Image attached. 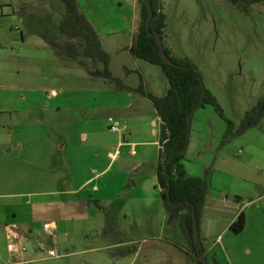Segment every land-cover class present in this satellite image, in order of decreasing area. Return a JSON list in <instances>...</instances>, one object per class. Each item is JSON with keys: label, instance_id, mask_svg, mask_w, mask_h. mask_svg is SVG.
<instances>
[{"label": "rangeland", "instance_id": "rangeland-1", "mask_svg": "<svg viewBox=\"0 0 264 264\" xmlns=\"http://www.w3.org/2000/svg\"><path fill=\"white\" fill-rule=\"evenodd\" d=\"M132 1L76 0L93 28H100L108 71L123 84L137 79L135 72L126 73L136 67L125 52L110 48L132 39ZM161 1L167 23L164 47L174 58L196 66L224 114L207 105L195 110L190 121L184 165L189 175L203 178L208 169H224L231 156L237 158L240 144L257 140L253 131L230 135L222 145L228 121L237 131L247 112L264 102V0L246 5L231 0ZM69 14L62 0H0V107L7 108L0 113V151L6 144L29 141V156L37 165L30 190L38 195L32 200L43 208L42 229L21 240L28 264H135V259L136 264H158L164 253L144 258L149 246L163 243L152 242V236L169 238L167 232L161 234L162 196L149 185L159 146L142 144L155 140L150 124L137 121L132 137L125 129L135 107L121 104L125 95L132 99L133 94L95 75L104 70L103 62L81 52L75 60L69 57L65 46L71 38L62 30ZM160 77L155 89H149L156 97L165 94ZM109 116L121 131L110 128ZM52 219L60 231L51 237L44 222ZM38 238L54 244L45 246ZM132 240L137 242L128 243ZM6 242L5 229L1 257ZM137 247L141 252L134 259L131 250ZM50 250L60 256L51 257Z\"/></svg>", "mask_w": 264, "mask_h": 264}, {"label": "crops", "instance_id": "crops-1", "mask_svg": "<svg viewBox=\"0 0 264 264\" xmlns=\"http://www.w3.org/2000/svg\"><path fill=\"white\" fill-rule=\"evenodd\" d=\"M132 7L135 9L134 20L131 21L132 39L129 43L110 49L115 53L125 52L129 59L133 60V65L136 67L127 70L126 73L130 75L135 72L138 76L137 79L131 84L124 85L134 89L143 86L147 92H150L149 89H155V79L161 76V82L165 86L162 90L163 95L169 88V82L161 68L136 57L131 52L135 43L139 18L137 17L139 14L138 0L132 1ZM97 28L99 36L102 37L100 28ZM103 48H105V44H103ZM105 49L107 50V48ZM129 93L133 94L132 99L125 95L121 106L135 107V110H133L132 116L127 118L125 129L129 131L132 137L135 136L136 126L134 125L137 121L142 124L144 122L146 125L150 124L149 132L154 133L155 140L153 142L143 141L142 144L155 143L159 146L160 118L153 102L141 93L137 94L136 91ZM151 93L153 94V92ZM5 109L7 108L0 107V113ZM253 131L256 132L253 136L257 137V140L240 144L241 148L235 153L237 158L231 156L229 158L231 163L228 166L225 165L224 169L221 167L220 169L214 168L211 172L210 189L199 220V235L204 251L203 255L197 256L192 251L187 229L180 218H170L162 198L159 208L160 214L164 218L161 234L167 232L169 238L152 236V242L161 240L160 242L163 241V243L160 245L153 243L149 246L144 260L151 259L154 253H164L166 258L161 256L157 258L158 264H196V261L203 259H206L208 264H222L223 260L230 264H264V126L252 128L245 134ZM5 148V150L0 151V234L3 235L6 225L13 224L18 230L24 231V238L30 239L33 232L42 229L40 217L43 208L32 200V197L38 195V192L35 193L30 190L31 184H35L30 180L35 178L34 172L37 165L35 160L29 156V141L16 145L6 144ZM15 150L16 153L11 155ZM158 161L155 166V173L149 180V185L161 195L162 188L158 184L157 177ZM93 179L94 177L88 181ZM43 193L39 192V194ZM154 194L156 195L155 192ZM241 214L245 217V227L241 232L235 233L231 229V225ZM49 223L55 226L54 233L60 231V224L55 219L44 222V228ZM37 240L48 247L54 244L45 242L43 238ZM136 242V240H132L128 243ZM9 244L6 242V248L3 249L4 256H0V264H28L30 259H27V252H12ZM139 249L140 247L131 250V253L135 251L134 259L140 255ZM136 262V259L133 260V263L136 264Z\"/></svg>", "mask_w": 264, "mask_h": 264}, {"label": "trees", "instance_id": "trees-1", "mask_svg": "<svg viewBox=\"0 0 264 264\" xmlns=\"http://www.w3.org/2000/svg\"><path fill=\"white\" fill-rule=\"evenodd\" d=\"M70 9L68 16L62 21L63 32L71 38L65 46L70 58H77L81 52L85 57L100 60L105 64L103 71L97 70V77H105L120 83L124 91H136L149 98L160 118L159 161L157 165L158 184L162 188L161 196L170 218H180L190 236L192 251L197 256L203 255V248L195 242L193 236V213L197 214L198 224L204 210L206 196L210 189L211 169H208L203 178L188 174L184 160L189 147V121L195 110L212 105L221 117L223 110L216 97L205 86L203 76L196 66L188 59H176L172 52L165 47L169 58L175 63L169 64L161 55L157 42V34L164 38L167 27L166 14L161 0H149L153 8V18L150 29L147 28L149 8L144 0H138L139 19L136 29L135 43L131 52L151 64L159 66L166 75L169 88L167 92L156 97L147 92L143 86L137 89L124 85L114 78L108 71L109 57L104 50L99 35L88 19L81 13L76 0H62ZM235 4L246 5L258 3L262 0H231ZM80 40L74 45V42ZM59 48L62 46L56 44ZM264 117V102L247 112L241 125L234 132L233 123L228 121V130L222 141L224 145L230 135L245 134L248 130L258 127ZM170 185V187H169ZM169 190V194H168ZM239 198V197H237ZM185 213H182L184 212ZM245 227V217L241 214L233 222L231 229L235 233ZM203 260L196 264H205Z\"/></svg>", "mask_w": 264, "mask_h": 264}, {"label": "built area", "instance_id": "built-area-1", "mask_svg": "<svg viewBox=\"0 0 264 264\" xmlns=\"http://www.w3.org/2000/svg\"><path fill=\"white\" fill-rule=\"evenodd\" d=\"M109 121L111 122L110 128L112 130L117 131V132L121 131V128L118 125L113 124L114 123L113 117H110ZM54 229H55V226L51 223L45 225V230L47 231V233L49 235H53ZM6 231L8 234V238L10 240V244H9L10 250L12 252H20V251L24 252V251H26L25 247H23V245L21 243L23 236L19 233L18 228L13 224H8V225H6ZM49 255L51 257H59L60 256V254L57 253L56 250H50Z\"/></svg>", "mask_w": 264, "mask_h": 264}, {"label": "water", "instance_id": "water-1", "mask_svg": "<svg viewBox=\"0 0 264 264\" xmlns=\"http://www.w3.org/2000/svg\"><path fill=\"white\" fill-rule=\"evenodd\" d=\"M149 8V17L147 19V28L150 29V24H151V21H152V18H153V15H154V12H153V8H152V4L149 0H144ZM157 42H158V45H159V48H160V52H161V55L162 57L169 63V64H173L175 65V63L169 58L166 50H165V47H164V44H163V41H162V37L161 35L157 34ZM190 121H189V130H190ZM170 187V185H169ZM168 194H169V190H168ZM19 233L22 235V236H25L24 234V231H22L21 229L18 230ZM193 236H194V239H195V242H197L199 245H201V240H200V235H199V224H198V218H197V214L196 212L194 211L193 213ZM205 264H208L207 261H204Z\"/></svg>", "mask_w": 264, "mask_h": 264}]
</instances>
